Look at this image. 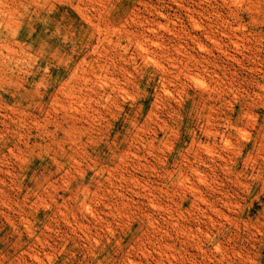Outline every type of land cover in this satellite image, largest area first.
<instances>
[{"label":"rangeland","instance_id":"1","mask_svg":"<svg viewBox=\"0 0 264 264\" xmlns=\"http://www.w3.org/2000/svg\"><path fill=\"white\" fill-rule=\"evenodd\" d=\"M0 264H264V0H0Z\"/></svg>","mask_w":264,"mask_h":264}]
</instances>
